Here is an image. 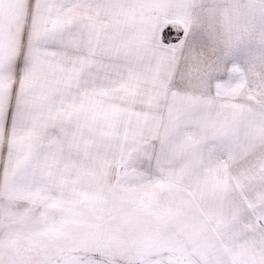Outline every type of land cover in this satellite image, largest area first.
<instances>
[{
    "label": "snow or ice",
    "instance_id": "6c2138e0",
    "mask_svg": "<svg viewBox=\"0 0 264 264\" xmlns=\"http://www.w3.org/2000/svg\"><path fill=\"white\" fill-rule=\"evenodd\" d=\"M0 264H264V0H0Z\"/></svg>",
    "mask_w": 264,
    "mask_h": 264
}]
</instances>
